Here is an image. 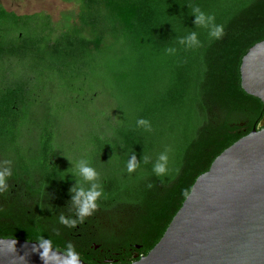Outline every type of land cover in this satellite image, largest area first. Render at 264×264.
I'll return each mask as SVG.
<instances>
[{
  "label": "trees",
  "instance_id": "16d2710c",
  "mask_svg": "<svg viewBox=\"0 0 264 264\" xmlns=\"http://www.w3.org/2000/svg\"><path fill=\"white\" fill-rule=\"evenodd\" d=\"M63 1L78 9L58 20L0 4V238L130 264L161 239L197 177L263 119L240 66L264 40V0ZM82 189L102 193L83 218Z\"/></svg>",
  "mask_w": 264,
  "mask_h": 264
},
{
  "label": "water",
  "instance_id": "95a60500",
  "mask_svg": "<svg viewBox=\"0 0 264 264\" xmlns=\"http://www.w3.org/2000/svg\"><path fill=\"white\" fill-rule=\"evenodd\" d=\"M240 71L242 88L264 102V40ZM48 248L44 259L40 242L1 237L0 264H63L66 252ZM130 264H264V117L197 177L161 239Z\"/></svg>",
  "mask_w": 264,
  "mask_h": 264
},
{
  "label": "clouds",
  "instance_id": "9594fccd",
  "mask_svg": "<svg viewBox=\"0 0 264 264\" xmlns=\"http://www.w3.org/2000/svg\"><path fill=\"white\" fill-rule=\"evenodd\" d=\"M195 13H198L197 16V23H203L205 21L206 13L201 11L198 7L193 8ZM208 19L214 20V16H208ZM222 34V27L219 25H214L212 30L210 31L209 35L213 38H219ZM192 39H195V34H193ZM138 125L146 126L147 129L150 130V123L145 119H139L137 121ZM160 161L167 162L168 156L167 154H161L159 157ZM127 171L132 173L137 167V163L133 159L132 161L128 162ZM167 171L166 163H156L153 166V172L157 176H163ZM81 174L84 176L85 179L91 181L94 180L97 176V172L91 166H81L80 168ZM7 170L4 172H0V185H4L7 180ZM102 193L96 190L85 191L81 190L77 197V203L80 205L79 213L81 218L91 215L92 211L97 207L96 201L99 197H101ZM61 222L64 223V218L61 217ZM72 223H75L74 221ZM41 247L43 249L42 257L45 259L49 255V241L48 240H41L40 241ZM77 261V254L73 251L72 246L68 245L66 254L64 256L63 264H76Z\"/></svg>",
  "mask_w": 264,
  "mask_h": 264
},
{
  "label": "rangeland",
  "instance_id": "374dc122",
  "mask_svg": "<svg viewBox=\"0 0 264 264\" xmlns=\"http://www.w3.org/2000/svg\"><path fill=\"white\" fill-rule=\"evenodd\" d=\"M0 4H3L8 10L19 14L44 11L49 13L54 20L60 19L63 11L78 9L77 4L63 0H0ZM68 127H70V132L76 137V134L80 131L77 124L71 121Z\"/></svg>",
  "mask_w": 264,
  "mask_h": 264
},
{
  "label": "flooded vegetation",
  "instance_id": "af4514ba",
  "mask_svg": "<svg viewBox=\"0 0 264 264\" xmlns=\"http://www.w3.org/2000/svg\"><path fill=\"white\" fill-rule=\"evenodd\" d=\"M134 257H137L138 256V254H134L133 255ZM114 262H116V261H113V260H105V264L107 263V264H114Z\"/></svg>",
  "mask_w": 264,
  "mask_h": 264
}]
</instances>
